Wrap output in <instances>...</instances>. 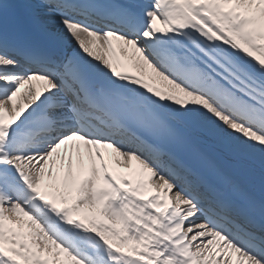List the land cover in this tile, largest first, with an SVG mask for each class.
Here are the masks:
<instances>
[{"label": "snow or ice", "instance_id": "snow-or-ice-1", "mask_svg": "<svg viewBox=\"0 0 264 264\" xmlns=\"http://www.w3.org/2000/svg\"><path fill=\"white\" fill-rule=\"evenodd\" d=\"M0 264H264V0H0Z\"/></svg>", "mask_w": 264, "mask_h": 264}, {"label": "bare ground", "instance_id": "bare-ground-1", "mask_svg": "<svg viewBox=\"0 0 264 264\" xmlns=\"http://www.w3.org/2000/svg\"><path fill=\"white\" fill-rule=\"evenodd\" d=\"M22 91H23V89H22ZM106 152H110V150H105ZM120 171H127V170H125V169H120ZM45 182H47V177L45 178Z\"/></svg>", "mask_w": 264, "mask_h": 264}]
</instances>
